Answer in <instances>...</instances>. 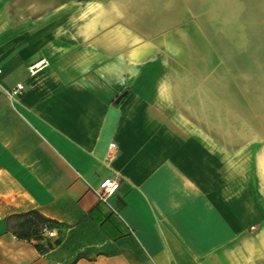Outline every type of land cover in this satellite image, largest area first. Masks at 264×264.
<instances>
[{"label":"crops","instance_id":"0c3cea01","mask_svg":"<svg viewBox=\"0 0 264 264\" xmlns=\"http://www.w3.org/2000/svg\"><path fill=\"white\" fill-rule=\"evenodd\" d=\"M159 52L0 0V264H264V93ZM31 211L43 250L14 231Z\"/></svg>","mask_w":264,"mask_h":264},{"label":"rangeland","instance_id":"374dc122","mask_svg":"<svg viewBox=\"0 0 264 264\" xmlns=\"http://www.w3.org/2000/svg\"><path fill=\"white\" fill-rule=\"evenodd\" d=\"M7 2L19 18L65 13L88 17L99 27L109 24L129 40L156 44L175 75L209 79L219 75L242 94L249 91L258 98L264 93V0ZM258 108L256 100L259 112Z\"/></svg>","mask_w":264,"mask_h":264},{"label":"trees","instance_id":"16d2710c","mask_svg":"<svg viewBox=\"0 0 264 264\" xmlns=\"http://www.w3.org/2000/svg\"><path fill=\"white\" fill-rule=\"evenodd\" d=\"M43 226L51 228L52 222L36 211H31L30 213L18 216L14 231L19 238L32 241L38 250H43L39 243L42 236L41 228Z\"/></svg>","mask_w":264,"mask_h":264},{"label":"built area","instance_id":"2783aa9c","mask_svg":"<svg viewBox=\"0 0 264 264\" xmlns=\"http://www.w3.org/2000/svg\"><path fill=\"white\" fill-rule=\"evenodd\" d=\"M39 66H40V62L33 64L32 66L29 67V72L33 73L35 69L38 68ZM23 88H24V85L22 83H17L15 87L11 90L10 95L21 92ZM111 145H114V144L111 143ZM118 186H119V183L116 179L110 178V177L105 178L101 181L98 189H96L95 192L100 200L106 201V197L114 193L116 189L118 188ZM44 233L51 236L53 235V230L44 228Z\"/></svg>","mask_w":264,"mask_h":264}]
</instances>
